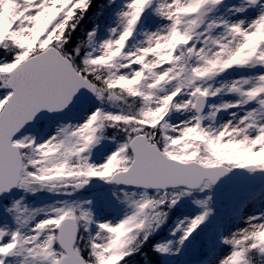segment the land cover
Listing matches in <instances>:
<instances>
[{
    "label": "snow or ice",
    "instance_id": "6c2138e0",
    "mask_svg": "<svg viewBox=\"0 0 264 264\" xmlns=\"http://www.w3.org/2000/svg\"><path fill=\"white\" fill-rule=\"evenodd\" d=\"M222 3L125 0L106 37L97 39L98 9L73 42L91 0H0V196L71 197L99 181L127 208L113 222L96 217L91 198L0 200L12 219L0 224V264H150L149 251L180 253L221 177L264 173V0L231 5L235 18L210 15ZM146 9L155 25L129 43ZM233 68L252 71L215 84ZM221 93L235 99L208 103ZM220 112L229 118L217 123ZM194 190L209 193L195 201L201 212L146 250ZM215 264H264V210L220 237Z\"/></svg>",
    "mask_w": 264,
    "mask_h": 264
},
{
    "label": "rangeland",
    "instance_id": "374dc122",
    "mask_svg": "<svg viewBox=\"0 0 264 264\" xmlns=\"http://www.w3.org/2000/svg\"><path fill=\"white\" fill-rule=\"evenodd\" d=\"M225 2L223 6H220L218 10L214 11V13L210 15H223L229 18H235L232 16L229 8L231 5L240 3V0H223ZM125 4V0H121V4L118 7V10L123 7ZM117 10V11H118ZM116 11V12H117ZM251 11V10H248ZM116 12L114 14V19L112 23L107 27V29L111 26H114L117 23ZM247 14V13H245ZM254 14V13H253ZM243 15V14H237ZM155 25V18L151 13V10L145 13L141 20L138 22L136 26V31L134 36L130 38L129 43H132L133 40H140L143 38V31L151 30ZM107 29L104 33H97V39H103L107 36ZM251 69H229L224 73H221L215 78V84H219L224 81H228L232 78H235L239 75L248 74ZM235 99V96L225 95L223 93L214 97H209V104H219L223 101ZM95 102L93 101V104ZM252 105H248L247 107H251ZM207 111V109H205ZM238 111L237 109H229L228 112ZM228 112H220L217 114L216 122L219 123L223 119H227ZM70 115V113H65L59 116H53L47 118V120L51 121V123L55 124L57 121L65 120ZM174 116H179L183 118L184 115H188V113H173ZM32 129V131L37 132L39 138V130L34 128L33 126H27ZM94 155L92 159L95 162H100L103 159V150L94 149ZM234 172L226 182L219 188H213L211 190V196L214 198L210 207L212 208V212L208 215L206 220L204 221L205 226L200 229L198 227L197 233L202 235V239L204 240V248L205 256L198 257L200 251V244L193 240V235L189 238L188 241L185 242L179 254H159L163 257L164 264H215L217 256L219 254V246H220V237L222 235L227 234L230 230L235 229L239 224L243 223V217L249 214H253L256 212H260L264 210V173L262 172H247L245 177H241L238 174V169H232ZM257 186H259L257 188ZM257 189V190H255ZM256 192V193H255ZM253 193H255L253 195ZM208 190L204 192H200L198 190H194L189 195L182 197L176 205L177 212H183L180 216L176 217L169 226L166 227V222L161 224L152 234L155 236H160L156 240V243L164 242L168 239H174L173 229L176 228V225L181 221L185 220V218H191L201 212V208L199 205L195 203L196 200L202 199L206 195H208ZM21 196L24 197V203H27L31 207L47 205L54 201L64 200V199H84L91 198L93 200V210L98 219H111L113 222L122 218V216L127 211L125 204L118 202L112 196V186L111 185H103L102 187L95 189L93 191L77 192L74 193L71 197H66L63 194H56L52 192H46L45 195L37 196L36 193H26L22 190H17L12 195H9L6 201H11L12 199H18ZM0 200H2L0 198ZM40 217H37L39 219ZM7 222L9 225H12V219L10 216L5 214L2 210H0V224ZM180 232L177 230L176 237H178ZM188 243V244H187ZM197 243L198 248L196 251H190V244ZM191 256L196 258L195 260H188V257ZM198 257V258H197ZM173 260V261H171Z\"/></svg>",
    "mask_w": 264,
    "mask_h": 264
},
{
    "label": "trees",
    "instance_id": "16d2710c",
    "mask_svg": "<svg viewBox=\"0 0 264 264\" xmlns=\"http://www.w3.org/2000/svg\"><path fill=\"white\" fill-rule=\"evenodd\" d=\"M102 5H103V7L101 9L100 6H102ZM108 5H109L108 0H91V4L89 6L88 11L85 13L83 19L80 21V24L77 27L76 33L73 34V42H75V36L77 34H79L81 28L87 30L93 26L91 18L93 17V15L95 13H97L98 9L100 10V15L98 18V24L100 23V20L102 18L104 20L107 17L106 12L108 11V8L111 7V4L109 5V7H108ZM145 249L147 250L148 248L146 247ZM152 255H153V251H149L148 252L149 259H150V257H153ZM139 258H141V257H139Z\"/></svg>",
    "mask_w": 264,
    "mask_h": 264
},
{
    "label": "water",
    "instance_id": "95a60500",
    "mask_svg": "<svg viewBox=\"0 0 264 264\" xmlns=\"http://www.w3.org/2000/svg\"><path fill=\"white\" fill-rule=\"evenodd\" d=\"M227 176H228V173H227L225 176L221 177V178L219 179V181L216 183V185L221 184ZM13 190H14V189H13Z\"/></svg>",
    "mask_w": 264,
    "mask_h": 264
}]
</instances>
